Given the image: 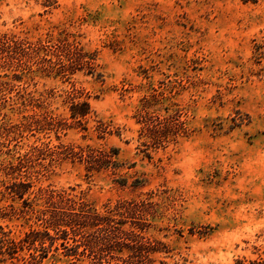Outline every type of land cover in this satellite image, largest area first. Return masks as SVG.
<instances>
[{
  "label": "rangeland",
  "instance_id": "obj_1",
  "mask_svg": "<svg viewBox=\"0 0 264 264\" xmlns=\"http://www.w3.org/2000/svg\"><path fill=\"white\" fill-rule=\"evenodd\" d=\"M3 33L32 43L73 36L96 51L98 67L93 75L77 72L69 83L32 61L31 72H16L20 79L0 70L8 74L0 80L16 86L8 94L13 99L18 90L44 99L53 93L40 109L7 102L1 124L19 125L42 111L69 119L64 99L73 88L87 93L94 113L87 132L14 131L12 151L0 163L42 144L117 148L122 168L116 173L88 176L67 160L37 187L66 191L100 210L150 196L160 217L148 235L169 248L157 262L235 264L264 256V0H0ZM144 98L152 99L155 114L182 109L189 135L143 153L136 116ZM94 120L106 125L101 139ZM137 178L142 184L134 188ZM13 229L20 234L27 227L16 222ZM52 263L89 264L61 251L44 262Z\"/></svg>",
  "mask_w": 264,
  "mask_h": 264
},
{
  "label": "trees",
  "instance_id": "obj_2",
  "mask_svg": "<svg viewBox=\"0 0 264 264\" xmlns=\"http://www.w3.org/2000/svg\"><path fill=\"white\" fill-rule=\"evenodd\" d=\"M31 61L39 66L43 74L68 83L77 72L86 70L87 74L93 75L98 67L96 51H86L73 36L59 35L32 43L16 35L0 34V70L13 71L12 77L20 79L16 72H31L26 65ZM0 77L6 78L8 74ZM14 90V84L0 80V109L13 100L22 109H40L53 96L52 91L44 99L42 94L35 97L18 90L13 99L8 94ZM150 99H143L136 116L141 125L140 146L147 156L150 149L177 144L190 132L182 109L169 112L166 108L165 115L155 114L149 111ZM64 103L70 104L69 119L51 111H42L23 116L24 123L19 125L0 123V139L4 140H0V155H9L12 151L9 144L16 140L12 135L14 131L48 127L56 133L70 128L87 132L88 122L94 117L87 93L73 88L66 93ZM95 122V130L101 139L107 131L106 125L99 120ZM118 156L117 148L100 145L60 144L50 147L49 144H42L30 147L17 156L15 162L7 160L0 163V262L44 264L61 251L64 257L77 261L87 259L89 264H167L157 262L155 256L168 254V246L148 235L154 220L160 217L158 203L153 202L150 196L146 199L118 200L100 210L84 198L66 191H56L49 186L37 187L45 173L67 160L83 166L88 176L109 170L116 173L122 168ZM119 181L120 185H124L122 183L126 179L120 178ZM141 184L142 180L137 178L131 185L137 188ZM19 201L21 204L18 205ZM37 201H42V204ZM16 222L27 229L16 234L13 229ZM235 264H264V256L256 259L242 257Z\"/></svg>",
  "mask_w": 264,
  "mask_h": 264
}]
</instances>
